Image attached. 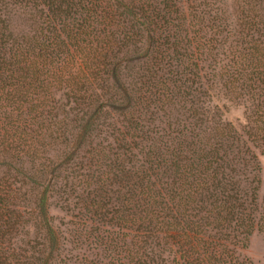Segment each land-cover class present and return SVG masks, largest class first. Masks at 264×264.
Here are the masks:
<instances>
[{
	"label": "trees",
	"instance_id": "16d2710c",
	"mask_svg": "<svg viewBox=\"0 0 264 264\" xmlns=\"http://www.w3.org/2000/svg\"><path fill=\"white\" fill-rule=\"evenodd\" d=\"M212 5L0 0V264H49L21 244L35 219L42 245L57 248L47 216L53 197L84 230L93 220L120 225L132 246L128 264H166L163 253L175 245L186 263L209 264L221 259L210 232L231 233L239 245L250 235L257 187L246 174L256 156L210 115L202 57L234 35L251 38L255 64L223 85L236 98L264 91V40L253 38L264 37V16L231 27ZM14 18L30 28L18 32ZM254 115L259 125L245 135L258 147L264 109Z\"/></svg>",
	"mask_w": 264,
	"mask_h": 264
},
{
	"label": "rangeland",
	"instance_id": "374dc122",
	"mask_svg": "<svg viewBox=\"0 0 264 264\" xmlns=\"http://www.w3.org/2000/svg\"><path fill=\"white\" fill-rule=\"evenodd\" d=\"M212 1L210 0L211 3ZM212 6L217 8L218 16L228 20L231 27L242 23L243 19H249V16H254L256 20H262L264 16V0H214ZM6 9L9 11L10 7L7 6ZM27 24L28 22H25L24 18H14L13 20V25L18 32L28 30L30 27ZM253 38L258 39L259 42L264 40V37L258 33H253ZM234 39L235 42H225L222 50L218 49L207 57L204 56L206 59L202 57L205 61L202 65L207 78L203 87L207 95L202 99L205 100V105L211 112L210 115L215 113L217 114L216 119L230 123L256 156L254 164L256 169L251 173L247 172L246 176L250 181L253 177L255 179L251 185L257 187V210L252 214L254 220L252 231L240 245L236 241L237 238L232 239L229 231H226L229 234L225 237L219 233L216 235V233L210 232L215 240L218 239L216 245H220V247L217 246V251L221 254L222 260L216 258L209 264H264V145L254 146L245 135L249 126L255 130V126L259 125V123H252V119L255 118L254 111L264 109V91L247 88L242 91L244 93L242 97L236 98V93L225 89L223 83L226 82L229 75L234 74L240 79L246 78L251 66L257 60L256 56L251 54V50L246 49V44L247 47L251 45V38L237 34L234 35ZM242 39H247L246 43H240ZM238 71L240 73L235 74ZM245 80H242L243 83L246 82ZM56 99L59 103L67 102L62 92L56 93ZM24 166L30 169L29 164H24ZM30 170L35 172L34 169ZM256 180L259 183H256ZM55 203L56 198H50L47 216L59 238L58 246L56 248L50 245L47 249L46 245H42V243L44 244L43 231L37 223L35 224L38 220L33 219L34 227L27 226V230L30 231L27 239L30 242L27 245L21 244L29 256L32 255L36 258L39 256L36 251L39 250L44 257L50 259L49 264H128L129 256L124 251L126 247L129 249L132 246L128 244L129 240L124 237V231L120 225L109 224L103 220L99 222L93 220L88 223V229L84 230L79 224V214L75 212L73 216L67 215ZM23 237L25 238V236ZM201 245L200 242L194 244L189 248V252L195 255L194 253L201 248ZM32 246L34 247L32 248ZM186 246L185 243L181 249L184 250ZM171 247L169 252L163 253L166 264H189L183 260L185 256L177 245ZM132 261L135 262V260ZM203 262L205 263V261ZM35 263L40 264L41 262L37 259ZM197 264H202V261L198 260Z\"/></svg>",
	"mask_w": 264,
	"mask_h": 264
}]
</instances>
